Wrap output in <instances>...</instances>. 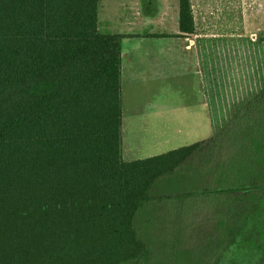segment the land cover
I'll list each match as a JSON object with an SVG mask.
<instances>
[{
    "label": "trees",
    "instance_id": "trees-1",
    "mask_svg": "<svg viewBox=\"0 0 264 264\" xmlns=\"http://www.w3.org/2000/svg\"><path fill=\"white\" fill-rule=\"evenodd\" d=\"M98 5L0 0V264H218L260 232L264 80L241 67L242 105L216 132L124 160V34L98 29ZM178 30L195 31L191 0H178ZM170 179L175 191L153 193ZM163 201L191 208L154 247L138 214Z\"/></svg>",
    "mask_w": 264,
    "mask_h": 264
},
{
    "label": "rangeland",
    "instance_id": "rangeland-1",
    "mask_svg": "<svg viewBox=\"0 0 264 264\" xmlns=\"http://www.w3.org/2000/svg\"><path fill=\"white\" fill-rule=\"evenodd\" d=\"M162 2L153 0L151 10L155 13L162 11ZM191 2L195 18L191 38L202 57L201 64L193 58V50L190 55L185 53V61L177 56L178 52L168 53L169 39L159 35L168 36L162 32H171L174 28L171 24L162 29L155 21L140 22L134 28L139 31L148 29L154 38L141 39L137 45L132 44L136 39H131L124 45L134 48L127 54L133 59L129 73L123 64L121 77V153L124 160L162 153L216 132L242 105L239 101L242 86L240 80L235 79V76L239 77L241 67L251 65L250 69L264 80V0ZM99 5L98 17L101 19L102 16L106 21V25L99 28L105 33L121 32L126 25L124 16L131 15V20L135 14L129 0H99ZM139 9L137 20L145 14L142 5ZM143 9L147 10L145 5ZM148 53L150 57L146 55ZM138 59L140 61L134 64ZM175 181L160 182L153 193L175 191ZM169 205V201L150 202L139 211L137 221L141 235L154 247H159L167 239L165 236L171 231L170 219H187L191 208L186 202L180 205L178 212L173 211L174 216L173 204L172 209L168 208ZM262 216L261 224L257 225L259 234L253 239H239L232 243L221 253L218 264L254 262L264 248ZM190 230L191 227H186V232Z\"/></svg>",
    "mask_w": 264,
    "mask_h": 264
},
{
    "label": "crops",
    "instance_id": "crops-1",
    "mask_svg": "<svg viewBox=\"0 0 264 264\" xmlns=\"http://www.w3.org/2000/svg\"><path fill=\"white\" fill-rule=\"evenodd\" d=\"M129 1L133 4V10L135 11V14L133 15L131 20H130L131 15L130 16L128 15V17L124 16L126 25L123 27L121 32H116V33L124 34L123 38L121 39V47H120V57H121L120 83H121V77H122L123 64H125L126 73L127 72L129 73L128 68L133 63V59L130 58L129 57L130 55H127V54L133 52L134 48L125 47L124 45H126V42H131L130 41L131 39L132 40L136 39L137 41L136 40L132 41L133 42L132 44L134 45L136 43L138 44L141 39H146V38L147 39H153L154 38L151 35L152 32L148 31V29H145L143 31H139V30L134 28V26L140 22L141 23H144V22L152 23L153 21H155L157 23V25L162 26V29H165L164 26L169 27L168 26L169 24L173 25L174 28L171 32H162V33L168 34V36L160 37V38H164V39H166V38L169 39V42L167 43V46H166L168 53H170V55H171L173 52H178L177 56L180 59H184V61H185V53H188L190 55V54H192V50H193V54H194L193 58H195L196 62L198 61L200 63V60L202 57L200 56V53L197 51L196 43L191 38V34L187 35V36H180L179 35V30H178V0H162L163 1L161 3L162 11H159L158 13L153 12V9L151 10L153 0H129ZM140 5H142V12H144L146 15L144 14L142 17H140V20H139V18L137 20L136 16L138 17V15L140 13V9H139ZM143 5L146 6L147 10L143 9ZM99 6L100 5H98V12H99ZM192 9H193V7H192ZM150 17H155V18L150 19ZM143 18H145V19H143ZM105 22H106L105 18H103L101 16V19H99V17H98V29L99 30H100V28H99L100 26L104 27L106 25ZM159 33H161V32H159ZM155 45L158 46L159 43H155ZM147 47H150V45H148ZM153 47H154V45H153ZM136 49H138V46L136 47ZM146 55H148V57H150V53H148ZM137 61L139 62L140 60L139 59L136 60L134 62V64ZM131 68H132V66H131Z\"/></svg>",
    "mask_w": 264,
    "mask_h": 264
}]
</instances>
